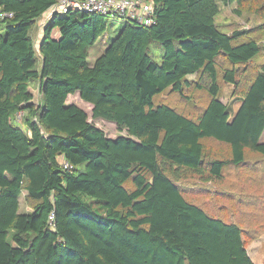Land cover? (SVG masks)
I'll use <instances>...</instances> for the list:
<instances>
[{
  "label": "trees",
  "instance_id": "trees-1",
  "mask_svg": "<svg viewBox=\"0 0 264 264\" xmlns=\"http://www.w3.org/2000/svg\"><path fill=\"white\" fill-rule=\"evenodd\" d=\"M145 1L155 22L121 17L90 66L110 16L54 13L37 47V23L60 0H0L14 13L0 22V264H256L248 247L264 236V69L249 65L264 51V25L224 33L216 0ZM220 76L235 86L236 112L220 98ZM187 89L209 98L196 116L183 110ZM76 93L128 136H107L68 104ZM188 172L212 192L186 194ZM24 191L30 213L20 211Z\"/></svg>",
  "mask_w": 264,
  "mask_h": 264
},
{
  "label": "rangeland",
  "instance_id": "rangeland-1",
  "mask_svg": "<svg viewBox=\"0 0 264 264\" xmlns=\"http://www.w3.org/2000/svg\"><path fill=\"white\" fill-rule=\"evenodd\" d=\"M219 4L220 12L216 16V24L218 28L224 32V33H230L231 31L235 29H252L254 27H258L260 25H264V0H244L242 1V4H239L237 1L229 2L228 0H216ZM261 10V12H259ZM108 27L106 32L97 40L96 44L90 48L89 50V56H88V62L90 66H93L96 62V60L104 54L107 47L112 43V41L119 35L120 31L122 30L124 26V21L121 17L118 16H110L108 17ZM38 26L35 30L34 36L35 40L38 42ZM259 37H261V42L264 44V30L258 34ZM39 46V43H37V47ZM163 47L158 42L152 43L150 47V53L155 61L160 62L163 56ZM256 67V69L262 68L264 69V51L260 56L255 58L249 67ZM243 72V69H240ZM189 80L194 82L196 80V76L192 75L189 77ZM220 98L224 103L232 104L234 112H236L239 107L241 106V102L235 100L234 97V91L235 86L233 84H229L225 82L220 76ZM31 90L34 93V101L35 103H39L40 101V92H39V82L34 81L31 82ZM185 93L187 97L184 99V102L182 103L183 110L187 112L188 114L192 115H198L203 106H205L208 102V96L206 93H198L197 96H194V93L187 89L185 90ZM159 98V96H158ZM157 98V99H158ZM155 99V100H157ZM154 100V102H155ZM68 104H76L77 106L84 109L88 116L89 121L92 122L94 125L99 127L100 129L104 130L107 134V136L111 138H117L119 136H128V133L126 130H120L117 125L113 122L104 120V119H95L92 114V105L88 102H85L83 99H81L79 93H76L74 95H70L67 101ZM234 103V104H233ZM23 113V112H22ZM23 117L24 113L21 119L14 120V123L16 126L21 127L22 129H25V126L23 125ZM233 118V113L231 116V119ZM264 141V134L263 139ZM207 149H214V145H212L210 142H206ZM216 149V148H215ZM221 151H224V148L220 149ZM252 162L255 160L253 159V156L249 157ZM263 161L264 159L261 158ZM245 170H242V168H239L237 170V173L235 174L232 172L230 175H236L241 176L245 174ZM180 187L183 189V191L187 194L190 190H195L198 187H205L208 192H212L213 190V184L212 183H203L201 181V177L196 175L195 173L188 172L185 174V178L182 179L179 182ZM21 202V209L20 211L22 213H30L31 203L29 202V199L27 198V192L24 191L20 197ZM234 218V217H233ZM258 241H255L248 249L250 256L252 257V260L256 264H264V236L257 239Z\"/></svg>",
  "mask_w": 264,
  "mask_h": 264
},
{
  "label": "built area",
  "instance_id": "built-area-1",
  "mask_svg": "<svg viewBox=\"0 0 264 264\" xmlns=\"http://www.w3.org/2000/svg\"><path fill=\"white\" fill-rule=\"evenodd\" d=\"M72 9L88 13H101L106 16L125 17L147 26L155 22L154 4L145 0H60L51 10L53 15L58 12L65 14ZM13 16V12L5 11L0 7V22ZM22 116L23 113L19 112L16 119L19 120ZM59 161L65 169H72L71 163L64 157H61ZM50 218L53 219V215Z\"/></svg>",
  "mask_w": 264,
  "mask_h": 264
},
{
  "label": "crops",
  "instance_id": "crops-1",
  "mask_svg": "<svg viewBox=\"0 0 264 264\" xmlns=\"http://www.w3.org/2000/svg\"><path fill=\"white\" fill-rule=\"evenodd\" d=\"M52 16V10H49L48 12H46L40 19H39V21H38V23H37V25H38V42L36 41V43H40V40H41V38L43 37V35H44V29H45V24H46V22L48 21V19L50 18ZM53 36H54V38H58L59 37V32L57 31V30H54V32H53ZM262 139H263V136H262ZM256 241H258V240H256ZM255 242V241H254ZM253 242V243H254ZM252 243V244H253ZM252 244H250L249 245V247L252 245ZM248 247V248H249ZM248 253H249V249H248ZM249 255H250V253H249ZM251 257V256H250ZM252 258V257H251Z\"/></svg>",
  "mask_w": 264,
  "mask_h": 264
}]
</instances>
